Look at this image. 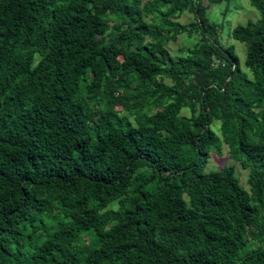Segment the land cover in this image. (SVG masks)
<instances>
[{
	"label": "trees",
	"instance_id": "obj_1",
	"mask_svg": "<svg viewBox=\"0 0 264 264\" xmlns=\"http://www.w3.org/2000/svg\"><path fill=\"white\" fill-rule=\"evenodd\" d=\"M248 1L241 63L203 0H0V264H264ZM224 146L248 189L235 164L206 170Z\"/></svg>",
	"mask_w": 264,
	"mask_h": 264
},
{
	"label": "rangeland",
	"instance_id": "obj_2",
	"mask_svg": "<svg viewBox=\"0 0 264 264\" xmlns=\"http://www.w3.org/2000/svg\"><path fill=\"white\" fill-rule=\"evenodd\" d=\"M203 3L207 6L206 14L209 20L219 26L218 29L221 35V42L225 45H233L241 63H243L246 56L245 44L232 38L230 31L238 24H245L249 21L258 20L261 16L260 11L252 6L248 0H223L218 4H212L208 0H203ZM193 18L194 16L192 12L185 11L181 15L172 18V20L179 21L181 25H184L189 21H192ZM197 38L198 36L196 34H193L190 37L186 34H182L179 35L176 40L169 41L167 48L173 56L183 55L181 48L183 46H191ZM166 82H168L167 79ZM126 93L130 96L129 92ZM116 108L119 109L120 107ZM183 113L189 114L187 109H184ZM226 164H235L236 175L240 184L248 189V169H243L238 161L231 159L225 146L223 147L221 154H211L208 159L206 170L218 169Z\"/></svg>",
	"mask_w": 264,
	"mask_h": 264
}]
</instances>
